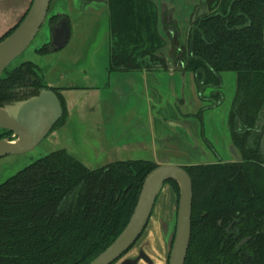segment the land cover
Returning a JSON list of instances; mask_svg holds the SVG:
<instances>
[{
	"label": "trees",
	"instance_id": "1",
	"mask_svg": "<svg viewBox=\"0 0 264 264\" xmlns=\"http://www.w3.org/2000/svg\"><path fill=\"white\" fill-rule=\"evenodd\" d=\"M213 3L219 6L215 15L196 25V63L212 79V70L237 71L243 112L257 117L264 110V0ZM108 6V72L147 69L154 60L151 49L142 54L137 50L156 37L152 1L108 0ZM58 18L53 14L49 19ZM48 45L36 51L47 54ZM142 57L147 65L140 62ZM40 73L32 61L6 70L0 76V106L12 100L11 90L18 85L35 88L34 94L46 88ZM156 166L148 160H119L90 169L66 150L28 165L0 184V264H89L126 227L143 182ZM186 169L194 199L185 264H241L247 254L252 264H264L262 156L254 152L243 162L192 164ZM170 183L179 196L178 184Z\"/></svg>",
	"mask_w": 264,
	"mask_h": 264
},
{
	"label": "crops",
	"instance_id": "2",
	"mask_svg": "<svg viewBox=\"0 0 264 264\" xmlns=\"http://www.w3.org/2000/svg\"><path fill=\"white\" fill-rule=\"evenodd\" d=\"M32 1L11 0L8 7L1 3L0 37L21 21ZM104 63L103 68L97 71L95 81L72 87L73 93L64 86L65 78L60 81H47L49 86L64 89L62 94L67 103V121L51 135V140L58 148L67 149L86 166L94 161L104 166L119 160L159 161L161 156L174 149L195 150L203 147L197 135L193 134L194 123L183 118L178 111L177 100L185 93L182 86L185 82L183 75L174 71L157 70L114 71L108 75L109 54ZM137 85L140 90L145 89L146 104L141 103L142 91L133 93ZM71 94L77 96L75 101L67 98ZM193 97L191 93L188 96L190 99ZM182 130L192 134L193 142L188 140L190 137L180 134ZM221 139L219 136V140ZM160 205L163 207L159 217L161 226L158 227L162 228V223L173 222L176 215L177 199L169 185L159 198L155 213ZM155 233L152 232V248L154 259L159 262L164 247L159 231ZM151 262L150 264H156L152 260Z\"/></svg>",
	"mask_w": 264,
	"mask_h": 264
},
{
	"label": "flooded vegetation",
	"instance_id": "3",
	"mask_svg": "<svg viewBox=\"0 0 264 264\" xmlns=\"http://www.w3.org/2000/svg\"><path fill=\"white\" fill-rule=\"evenodd\" d=\"M67 1L68 3L70 2L72 3L73 0H67ZM151 1L157 13L156 37L154 40L150 41V43H146L144 48H140L139 50H137V54L138 53L142 54L144 53L145 50H149L150 48L151 56H152V59L154 60L153 62H150L149 67H146L147 69H141V70H157L161 72L174 71V72H178L179 74H181V76L183 75L185 82H183L182 86H184L185 93H182L181 97L178 98L177 100L178 111L183 118L191 120L194 123V133L193 134L195 136L197 135L196 137L202 143V145L206 149L210 151L212 150L216 154H218V159L216 161L214 162L207 161V162H202V163L206 164V163H217V162H243L244 157L254 152L259 153L262 156L263 161H264V154H263V147H262L263 141H264V110L257 117L244 114L243 103L241 101L242 99L240 98L238 99V89H239L238 72L235 70H223L220 72H215L212 70L213 75H214L212 79L211 77L208 76L207 72L204 69L199 68L196 63L197 60L198 62L200 61V59L197 56L196 47H195L196 45V35H195L196 25L202 19L215 15V13L218 11V7H219L218 4L213 3V0H193V1L182 0V2L177 1V0H151ZM186 1H188V3L192 5L193 8L191 9L188 15L183 16L182 13L180 12V9H182L181 6ZM53 2H55V0H51L48 15L46 17V19H48L49 24H50V35H49L50 41L46 43V44H49L48 46L51 48L50 52L53 50H56V48L52 45V34L54 32V29L59 27L60 22L63 19L67 18V20L69 21V25L71 28V34H72V27H71L69 13L67 12L58 13L57 15H59V18L56 21L49 19L51 15L56 14V13L50 14ZM87 2L96 4L98 6L106 5L108 8L109 15H110L108 0H87ZM263 35H264V31H263ZM111 41H112V36H111V20H110V46H111ZM41 55H46V54H41ZM109 56H110V53H109ZM140 62H142V65L143 64L147 65V60L144 57L140 58ZM9 66L2 72L1 75L6 73V70L11 71L8 69ZM141 70H136V71H141ZM114 71H123V70H114ZM227 74L234 79L235 92L231 100L230 108L228 110L227 119L225 118L224 123L229 132L227 136L229 139V142L231 141L234 148H236L237 153L239 154L238 156L240 157V159L237 158V160H234L235 155L233 154V152H231L230 145L227 146V151L231 153L229 154L230 159L222 158L221 155L216 151V146H218L217 142L219 141V136H221V134L216 135L214 137V140L209 138L206 134L207 133V130H206L207 121L210 120L211 117L219 115V109L222 107V105L225 103V101L228 98L227 93H226V85H227L226 79L227 78L230 79V78L227 77ZM45 82L47 84L46 88H51L58 94L62 102L64 112H63L62 117L56 122L52 130L44 137V139L47 136H50V134H53L56 130H59L61 127H63L68 117L66 103L63 98V94L61 92L63 88L62 87H52L48 85L46 80ZM42 89H45V88H41L40 90ZM40 90L38 91V93L40 92ZM11 91L13 93V98L6 105L11 104L15 101L28 99L38 94V93L34 94L35 88L31 86H19L18 85L15 88H13ZM190 93L194 95L193 99L188 98ZM64 114H65V117H64ZM180 134L185 136L186 138L187 137L192 138V134L190 132H186L185 130H182ZM2 138H8L10 140H14L16 139V135L11 131L3 129L0 132V139ZM190 138H188L189 141L191 140ZM58 150H66L69 154H71L65 148H58L54 151H58ZM132 160H148V159H132ZM148 161L154 162L157 166L163 165L160 160L159 161L148 160ZM165 164H171V163L165 162ZM192 164H201V163H188L186 165H181V164H176V165L183 166L185 170L187 171L186 167ZM170 181H175V180H168L164 183L156 199L152 215L153 213H155L157 202L159 198L161 197L165 187L169 185L173 189L176 195L177 206L175 209V213L177 217L179 198H180V185L178 184V182L175 181L179 186V196H178V193L175 187L172 185V183H170ZM193 194H194V185H193ZM193 199H194V195H193ZM192 214H193V208H192ZM174 221L171 223H174ZM175 231H176V226H175ZM246 239L247 241L249 240V238H246ZM243 241L244 239L241 241V244H244L246 242V241L244 242ZM136 243L114 264H118L119 261H121L124 257H126V255L134 248ZM252 261H253L252 255L247 254L245 255V257H243L241 264H252ZM168 264H169V254H168Z\"/></svg>",
	"mask_w": 264,
	"mask_h": 264
},
{
	"label": "water",
	"instance_id": "4",
	"mask_svg": "<svg viewBox=\"0 0 264 264\" xmlns=\"http://www.w3.org/2000/svg\"><path fill=\"white\" fill-rule=\"evenodd\" d=\"M50 4L51 0H33L19 25L0 42V75L30 46L46 20ZM70 36L71 28L69 21L65 18L60 22L59 27L54 29L52 45L56 49H61L68 43ZM107 73L110 74L108 70ZM138 91L143 92L141 103L146 104L145 89L140 90V86L137 85L133 93L137 94ZM63 112L62 102L51 88L42 89L37 95L28 99L0 106V129L11 131L16 135L14 140L0 139V158L33 150L52 130ZM190 139L193 142V138ZM229 145L231 152L235 155L234 160L240 159L231 141ZM262 147L264 154V141ZM168 180H175L180 185L178 213L174 219L176 231L172 243V237L170 240L169 264L186 263L192 236L193 180L183 166L163 164L147 175L126 227L89 264H114L138 241L151 219L156 199ZM142 258L152 263L148 256L141 254L135 258L128 257L118 264H137Z\"/></svg>",
	"mask_w": 264,
	"mask_h": 264
},
{
	"label": "rangeland",
	"instance_id": "5",
	"mask_svg": "<svg viewBox=\"0 0 264 264\" xmlns=\"http://www.w3.org/2000/svg\"><path fill=\"white\" fill-rule=\"evenodd\" d=\"M10 1L11 0H0V7L1 3L5 5L4 7H8ZM177 1L182 2V0ZM181 7L182 9H180V12L183 16L188 15L193 8L188 1ZM60 12H67L70 15L72 34L68 43L63 48L53 50L46 55H41L36 52V49L50 41V24L48 19H46L30 46L10 64L8 69L13 70L22 62L28 60L33 61L42 68L40 74L44 80L60 81L65 78L63 82L64 86L69 88L70 92H72V90H74L71 89L72 87L84 86L88 82L95 81L97 71L100 68L102 69L105 64L104 62L107 54H109L110 48V15L106 5L98 6L87 2V0H73L72 3H68L67 0H55L50 14H58ZM227 77L226 93L228 98L219 109V115L211 117L206 123V134L209 138L214 140L216 135L221 134L222 139L219 141L217 140L218 146H216V151L224 159H230L229 154H231L227 151V146L229 144L227 136L229 132L225 126L224 120L225 118L227 119L228 110L235 92L234 79L228 74ZM63 90L61 92H63ZM71 95L72 96L67 98H71V100L75 101L77 96L74 94ZM2 130L3 129H0V132ZM51 135L52 134L47 136L38 146L27 153L10 154L1 157L0 184L36 160L56 150L58 147L57 144L51 140ZM217 159L218 154L203 146L195 150L190 148H180V150L174 149L169 154L163 157L161 156L160 161L162 164L169 161L168 163L171 164L186 165L188 163L214 162ZM99 164V162L94 161L88 163L87 166L91 169H97L101 166ZM162 207V205L157 207V213L154 214L153 220H151L142 237L126 256L135 258L143 254L154 261L153 263L168 264L167 256L170 250V240L175 232L176 220H173L174 223H162L163 227L159 228L158 225L161 226L159 217ZM155 231H159V237L164 247L162 256L158 260L159 262L155 261L154 250L152 248L154 238L151 239V237L152 232L155 233ZM139 264L150 263L142 259Z\"/></svg>",
	"mask_w": 264,
	"mask_h": 264
}]
</instances>
